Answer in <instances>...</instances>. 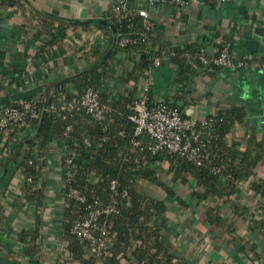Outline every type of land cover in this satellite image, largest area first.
Returning <instances> with one entry per match:
<instances>
[{
  "label": "trees",
  "instance_id": "1",
  "mask_svg": "<svg viewBox=\"0 0 264 264\" xmlns=\"http://www.w3.org/2000/svg\"><path fill=\"white\" fill-rule=\"evenodd\" d=\"M135 1L137 0H126V9L120 10L119 13L116 12V4L108 14L113 25L111 30H114L116 37L113 47L104 52L102 43L88 42L82 57L94 61L95 65L77 77L56 82L52 86L51 94L46 95L43 92L42 95L30 98L29 100L37 104L39 117L27 118L24 126H17L8 132L11 139L18 140L17 132L22 128L31 124L38 127L37 138L28 143L29 150L25 157L10 161L11 167L15 166L16 186L10 185L5 198L6 203L14 205L20 201L22 205H27L29 210L34 208L37 220L35 229L20 233L15 238L18 244H27V257L35 259L38 263L42 261L43 256L37 240V227L41 223V209L43 210L49 200L43 161L39 159L44 157L45 150L53 143L62 148L61 177L65 183L63 199L66 218L63 242L67 245L63 252L57 254L63 264H182L169 252L161 229L155 225L154 220L167 211L170 202H178L181 207H187L185 198L180 196L176 186L180 184L186 188L190 187L189 178L195 181L197 186L188 193L191 199L203 204L213 197H218L224 202H232L233 210L239 216L242 213L234 206V199L238 198L242 185L248 186L254 197L264 196V179L256 175V169L264 159V137L248 135L244 145L231 139L233 129L246 119L247 114L243 107L223 108L214 115L196 121L194 129L204 141L201 151L205 156L203 166H197L169 152L153 153L149 149L152 140L148 135L134 136V125L129 116L134 113V105L139 98L132 92L122 96L106 89L107 92H104L101 100L110 106L111 111L109 118L104 122L95 121L84 110L72 113L45 111L51 104L58 105L59 100L69 101L77 98L89 88H106L104 80L107 75L115 72L113 63L119 60L118 56L131 64V67L125 68L121 74L125 82L137 80L144 71L150 70L156 61H162L166 57L179 66L178 82L184 87L195 71L203 70V73L215 76L224 69L215 61L225 50L232 56L231 39L227 38L215 44L209 37H203L194 43L168 46L156 21L152 17L144 18L135 10ZM165 1L166 3L156 5H171L169 3L172 0ZM3 2L15 4V0H1V6ZM204 2L213 4L214 0ZM147 22L150 23L149 27L146 26ZM56 23L57 20L53 17L41 16L36 38L44 41V50L61 46L64 41L63 36L50 38L59 31ZM91 26L103 32L109 25L100 22L81 25L86 30H90ZM120 39H127L128 42L121 46ZM42 53L43 50L39 51L37 57ZM203 57L209 62L203 63ZM231 58L243 66L252 63L251 60L236 61ZM4 85L0 81V93L4 91L3 93L10 94ZM11 86L12 83H9L8 87ZM148 92L146 95L149 106L160 104L153 102ZM163 103L177 110L183 118H190L182 113L179 107ZM204 120L211 122L203 126ZM86 142L90 144L87 145ZM136 142L138 145H135ZM72 154L76 156L73 157ZM71 157L73 162L69 165L66 160ZM9 160L10 156L2 157L0 162ZM162 163L170 175L168 180L157 174L155 166ZM214 168H219L220 171L215 173ZM17 175H23L26 179L32 178V182L25 180L19 183ZM142 181L154 184L163 191L165 197H153L139 192L138 185ZM113 182L119 195H115L111 190ZM72 189L80 191L85 201L80 202L72 198ZM114 198L118 202L117 211L110 215H100L98 228L92 230L97 238L95 244L89 240H80L73 234L74 226L89 218L97 202L109 204ZM6 203H0V235L7 218ZM221 209L215 204L205 207L211 227L221 229L225 234L227 231L232 236L231 240L239 243V238L235 235L238 226L224 219ZM248 223L253 231L264 235V219L256 217L255 212ZM247 251L252 252V248Z\"/></svg>",
  "mask_w": 264,
  "mask_h": 264
},
{
  "label": "crops",
  "instance_id": "2",
  "mask_svg": "<svg viewBox=\"0 0 264 264\" xmlns=\"http://www.w3.org/2000/svg\"><path fill=\"white\" fill-rule=\"evenodd\" d=\"M118 0H15V4L3 2L0 10V81L9 93L42 85L44 93L56 82L79 76L95 65L84 59L83 53L88 42L102 43L104 52L113 47L116 39L108 14L113 11ZM19 2V3H18ZM182 10L173 6H151L144 0H137V12L146 11L159 25L168 46L194 43L209 37L215 44L231 39V54L236 61L251 60V65L224 68L215 76L195 71L185 85L178 82L179 66L170 58L155 62L150 70L144 71L136 80L124 81L121 74L130 68L129 61L118 56L113 63L114 71L105 78L106 89L126 96L128 93L140 98L149 86L153 102H167L179 107L185 115L194 120L214 115L223 108L243 107L246 119L236 126L231 139L243 145L248 135L264 137V0H214L205 4L204 0H187ZM116 8V7H115ZM93 14L97 17L93 18ZM41 16L57 20L59 31L51 35L63 36L61 46L42 49L44 41L36 38ZM100 22L109 25L105 31L94 26L90 30L81 25ZM258 36L259 39H255ZM253 42L257 45H253ZM43 50L40 57L37 53ZM190 63H192L190 61ZM10 81V82H9ZM16 86L8 88L9 83ZM4 92V91H3ZM0 93V96L7 95ZM182 104V105H180ZM189 114V115H188ZM18 140L8 135L6 150L0 151L1 158L10 156L9 161L0 162V203H6L8 188L15 187V166L10 161L25 157L29 142L38 135L36 125H28L17 132ZM59 144L53 143L45 150L43 157L44 175L49 196L45 212H40L38 224V244L43 259L38 263L27 257V244H18L16 235L33 231L37 220L34 208H27L19 201L6 203L8 207L5 227L0 235V264H63L57 255L64 251L67 243L65 235V203L63 199L64 181L61 177L62 155ZM157 174L168 180L169 173L164 163L155 166ZM154 167V168H155ZM256 175L264 179V159L256 169ZM12 183V184H11ZM190 187L178 184L176 190L185 198L187 207L178 202H170L168 209L155 218L154 223L171 255L182 264H264V235L249 227L248 221L258 206L264 215V196L254 197L248 186L240 187L234 199L241 216L233 210L232 202H224L218 197L198 203L191 199L190 191L197 188L189 178ZM192 186H194L192 188ZM139 192L165 197L163 191L152 183L142 181ZM189 193V194H188ZM234 198L233 196L231 197ZM224 202V203H223ZM211 204L221 209L224 219L238 226L232 236L221 229H213L207 219L205 207ZM246 244L248 246L246 247ZM252 248V252L247 250ZM100 264V263H99Z\"/></svg>",
  "mask_w": 264,
  "mask_h": 264
},
{
  "label": "built area",
  "instance_id": "3",
  "mask_svg": "<svg viewBox=\"0 0 264 264\" xmlns=\"http://www.w3.org/2000/svg\"><path fill=\"white\" fill-rule=\"evenodd\" d=\"M151 6H155L159 3H166L165 0H144ZM116 12L124 11L126 9V0L117 1ZM169 4L177 10H182L188 5L185 0H172ZM0 0V10H1ZM140 15L144 18H150V14L146 11H141ZM97 16L93 14V18ZM147 27L150 23L147 22ZM127 39H120L119 43L121 46L126 45ZM232 57V56H231ZM230 57L228 50H225L223 54L216 59V63L223 66L226 69H232L243 66L242 63H235ZM203 63H208L207 58H202ZM159 62L157 61V64ZM10 82V81H9ZM12 83V82H11ZM12 86H16L13 82ZM11 86V87H12ZM10 89V87H8ZM145 94L142 95L134 105V113L129 116V120L134 125V136L148 135L152 140V144L149 149L153 153L158 152H169L177 155L180 158L186 159L187 161L196 164L197 166H203L205 162V156L201 153L204 148V141L201 140L200 134L195 131L196 120L193 118L185 119L175 109L169 107L165 103L149 106V101L146 93L149 91V86L145 87ZM107 92L106 88L87 89L82 95L77 98L67 100H59V104H51L45 111H52L58 113H72L74 111L84 110L89 114L95 121L104 122L109 118V112L111 108L108 104H105L101 100V96ZM36 102L26 99L16 103H10L7 106L0 107V151L6 150L8 145L9 131L16 128L17 126H24L27 118H38L39 111L36 107ZM211 120H204L203 126H207ZM89 145V142H86ZM135 145H138L136 142ZM75 157V154H72ZM67 157V155H66ZM39 160L43 161V158ZM67 164L71 165L73 162L72 157L67 158ZM32 164V161H31ZM213 171L218 173L219 168H214ZM18 176V175H17ZM18 182L23 181L32 182V178H25L23 175L17 177ZM111 190L114 191L115 195H119L116 184L113 182ZM70 196L80 202L85 201L84 195L76 190L72 189ZM46 206L44 205L41 212H45ZM118 202L114 198L109 204L103 202H97L95 208L90 213L87 220L76 224L72 230L73 234L80 240H89L94 244L97 242V238L93 235L92 230L98 228L97 222L100 215H110L117 211ZM256 209V217L263 218L264 215L261 213V209Z\"/></svg>",
  "mask_w": 264,
  "mask_h": 264
},
{
  "label": "water",
  "instance_id": "4",
  "mask_svg": "<svg viewBox=\"0 0 264 264\" xmlns=\"http://www.w3.org/2000/svg\"><path fill=\"white\" fill-rule=\"evenodd\" d=\"M255 39L257 40L259 39V37L255 36ZM253 45L256 46L257 43L253 42ZM43 92H44V87L42 85H37L31 88H28L26 90L12 92L8 95L0 96V107L7 106L10 103H16L22 100L30 99L38 95H42ZM46 95H49V89H47Z\"/></svg>",
  "mask_w": 264,
  "mask_h": 264
}]
</instances>
